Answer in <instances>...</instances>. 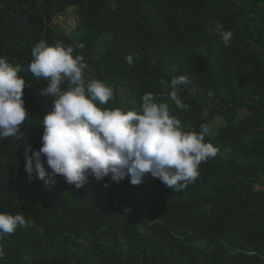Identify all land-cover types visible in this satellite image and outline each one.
I'll return each instance as SVG.
<instances>
[{
  "label": "trees",
  "instance_id": "trees-1",
  "mask_svg": "<svg viewBox=\"0 0 264 264\" xmlns=\"http://www.w3.org/2000/svg\"><path fill=\"white\" fill-rule=\"evenodd\" d=\"M72 7L80 15L76 40L53 23ZM217 23L234 32L230 46ZM104 34L110 40L96 53ZM41 40L85 45L75 54L84 56L86 78L115 89L101 107L141 112L152 92L186 130L207 124L205 142L217 156L180 191L151 174L134 186L130 176L117 183L89 173L79 189L62 176L50 186L29 180L25 150L43 147L42 122L56 99L40 94L48 82L29 71ZM0 57L32 84L22 138H0V213L22 214L29 225L0 241V264H264V190L253 186L264 189V0H0ZM181 75L186 110L160 83L170 92Z\"/></svg>",
  "mask_w": 264,
  "mask_h": 264
},
{
  "label": "clouds",
  "instance_id": "clouds-1",
  "mask_svg": "<svg viewBox=\"0 0 264 264\" xmlns=\"http://www.w3.org/2000/svg\"><path fill=\"white\" fill-rule=\"evenodd\" d=\"M215 33L225 47L230 46L235 35L222 23L216 24ZM76 49L85 50V45L66 46L63 41L49 45L41 40L33 47L29 71L48 82L40 94L56 99L42 122L43 147L33 152L29 145L25 150L28 179L35 175L50 186L56 183L57 176H62L79 189L88 182L89 173L98 181L111 176L117 183L130 176L134 186L151 174L175 191L195 182L200 165L218 154L212 143L205 142L211 135L210 127L204 124L199 132L186 130L172 114L170 104L157 102L152 92L142 97L141 112L101 107L115 98L114 86L86 78L88 65L82 54H75ZM126 59L135 67L132 54ZM22 70L7 57H0V138L21 139V126L29 119L23 97L25 87L32 84L20 75ZM160 83L177 108H189L179 96L181 86L188 83L187 77L174 76L170 92L167 80ZM64 84L67 90H62ZM131 211L125 209V213ZM18 226H29L22 214L0 213V241L15 233ZM4 256L0 244V258Z\"/></svg>",
  "mask_w": 264,
  "mask_h": 264
},
{
  "label": "rangeland",
  "instance_id": "rangeland-1",
  "mask_svg": "<svg viewBox=\"0 0 264 264\" xmlns=\"http://www.w3.org/2000/svg\"><path fill=\"white\" fill-rule=\"evenodd\" d=\"M79 18H80V15H79L78 9L72 7L62 14H56L53 17V23L57 25L67 37L71 38L72 40H76L79 37V34L76 31V26H77ZM109 40H110L109 34H104L99 40V42L96 44V48H95L96 53L101 52L103 50V47L105 46V44L107 45ZM221 124L222 122H220L219 120H216L213 126L217 127ZM253 186H254V190L256 191L264 190L263 187L257 184ZM139 227L141 228V230H144L143 226L140 225Z\"/></svg>",
  "mask_w": 264,
  "mask_h": 264
}]
</instances>
